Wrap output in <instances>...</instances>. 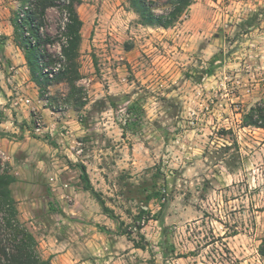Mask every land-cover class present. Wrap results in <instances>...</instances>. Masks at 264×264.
<instances>
[{"label":"rangeland","instance_id":"obj_1","mask_svg":"<svg viewBox=\"0 0 264 264\" xmlns=\"http://www.w3.org/2000/svg\"><path fill=\"white\" fill-rule=\"evenodd\" d=\"M153 1L157 13L168 10ZM62 3L39 29L44 51L62 59L53 69L68 65ZM77 12L76 90L51 83L44 104L66 116L68 155L112 206V233L129 230L144 246L123 235L120 256L136 249L119 264H264V125H242L264 99V0H194L166 33L139 24L128 0H81ZM37 114L32 131L44 124ZM143 186L160 195L145 204ZM6 232L0 224L3 241Z\"/></svg>","mask_w":264,"mask_h":264},{"label":"crops","instance_id":"obj_2","mask_svg":"<svg viewBox=\"0 0 264 264\" xmlns=\"http://www.w3.org/2000/svg\"><path fill=\"white\" fill-rule=\"evenodd\" d=\"M18 1L0 0V131L5 133L0 135V158L15 177L10 188L18 217L29 225L40 256L51 264H119L121 256L133 254L136 248L128 243L126 247L131 249L120 256L119 243L124 237L112 233L116 222L81 187L78 167L68 155V135L59 124L66 116L58 118L60 112L45 106L16 41ZM185 46L182 43L183 49ZM37 113L44 124L38 123L39 130L34 127L32 131L30 117ZM118 128L124 130L121 125ZM63 195H69L70 200ZM102 226L110 233L102 231Z\"/></svg>","mask_w":264,"mask_h":264},{"label":"trees","instance_id":"obj_3","mask_svg":"<svg viewBox=\"0 0 264 264\" xmlns=\"http://www.w3.org/2000/svg\"><path fill=\"white\" fill-rule=\"evenodd\" d=\"M19 1L23 4V7L19 8L14 21L16 41L23 50L30 65L33 78L39 86L40 96L44 98V90L48 85L63 79L70 85L71 93L75 92L74 80L78 77V72L74 61L78 56L82 27V20L77 12V6L81 4V0H63L62 8L65 12L66 22L62 31L64 40L60 46V55L61 58L67 61L68 65L63 66L59 64V66H56V69L48 68V65H56L62 59L57 61L46 50L44 51L42 45L48 42L49 39H43L39 30L46 10L54 6L56 0ZM128 2L130 9L137 14L139 24L169 28L181 18L182 14L188 10L194 0H167L169 8L162 13L156 12L153 0H128ZM20 12L23 14L21 18H19ZM35 67L38 68V71H36ZM45 69L47 70L44 71ZM82 104L83 102H81ZM128 110L136 112L134 120L136 121L138 119V109L135 106H130ZM131 123L134 122L127 121L128 125ZM242 125L255 127H262L264 125V99L256 101L243 114ZM0 135H5V133L0 131ZM78 167L82 189L90 192L106 215L116 219L113 210L106 205L101 194L91 184L86 174V167L83 164H79ZM14 181V175L10 173L9 168L0 160V212L2 214L0 224L7 230V236H5L4 241L0 239V264H51L49 259H44L40 256L37 239L18 217L16 200L12 196L10 188L11 183ZM146 191L147 188L144 186L139 190L142 194L146 193L142 200L145 204L160 195L156 190ZM146 213L147 210L141 207L137 216V218L144 219V224L148 219L145 216ZM122 224L124 222L120 221L119 225ZM136 228L140 230L142 225H136ZM102 229L106 232L108 231L104 227ZM117 234L125 235L127 239L133 241L135 247L144 249L143 245L130 238L129 230H120ZM258 253L264 257V237L258 246Z\"/></svg>","mask_w":264,"mask_h":264},{"label":"built area","instance_id":"obj_4","mask_svg":"<svg viewBox=\"0 0 264 264\" xmlns=\"http://www.w3.org/2000/svg\"><path fill=\"white\" fill-rule=\"evenodd\" d=\"M22 15H23L22 12H20L19 18H21ZM46 70L47 69H45L44 71H46ZM49 75H51V73H49ZM21 101H23L25 103H28L29 102V99L21 97ZM38 130H39V126H38V123H37V125L35 126V131H38ZM62 186L65 188V187H67V184H63ZM63 197H64V199H66L68 201L70 200L69 195H63Z\"/></svg>","mask_w":264,"mask_h":264}]
</instances>
